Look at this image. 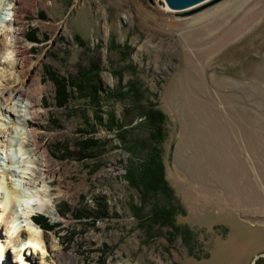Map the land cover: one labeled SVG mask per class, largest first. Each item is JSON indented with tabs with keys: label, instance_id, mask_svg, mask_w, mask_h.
<instances>
[{
	"label": "rangeland",
	"instance_id": "rangeland-1",
	"mask_svg": "<svg viewBox=\"0 0 264 264\" xmlns=\"http://www.w3.org/2000/svg\"><path fill=\"white\" fill-rule=\"evenodd\" d=\"M11 1L3 0L13 14ZM25 2L30 5L21 9L26 39L40 63L32 73L45 86L36 127L57 172L53 186L39 187L48 195L30 202L50 201L55 216L34 213L47 244L44 250L27 247L22 256L0 223V243L11 242L4 260L0 253V264L263 259L264 0H211L181 11L164 0ZM91 67L101 69L104 88L139 79L158 95L168 117L164 164L176 225L190 232L154 227L147 233L133 217L140 195L124 178L129 154L113 132L98 127L96 137L107 141L106 151L97 160L82 159L90 153L82 132L93 124L95 109L71 86L80 70ZM65 87L71 98L61 106ZM103 97L104 113L114 110L122 119L124 103ZM9 121L0 115V132L12 126ZM28 131L17 125L1 135L0 179L10 166L14 186L36 194L31 176L22 174L31 172ZM24 204H17L16 216L24 214ZM18 220L14 228L23 232L27 222Z\"/></svg>",
	"mask_w": 264,
	"mask_h": 264
},
{
	"label": "trees",
	"instance_id": "trees-1",
	"mask_svg": "<svg viewBox=\"0 0 264 264\" xmlns=\"http://www.w3.org/2000/svg\"><path fill=\"white\" fill-rule=\"evenodd\" d=\"M100 72L101 69L97 67L82 69L71 86L72 92H79L81 96L88 98L90 106L95 109L93 124L89 130L82 132L90 151L82 159L97 160L106 151L107 141L96 137L98 127L113 132L124 151L129 154L124 165V178L140 195L139 203L131 208L133 217L147 229V233L154 227L190 232L176 225L174 193L166 179L164 164L168 117L159 107L158 95L149 91L139 79H132L125 87L115 90L104 88L99 79ZM63 89L64 100L61 106H67L71 97L66 94V87ZM103 94L107 99L124 103L122 119L118 118L114 110L104 113ZM147 207L149 211H146ZM38 216L44 220L45 227H49L46 218L43 215ZM262 262L264 258H260L255 264Z\"/></svg>",
	"mask_w": 264,
	"mask_h": 264
},
{
	"label": "bare ground",
	"instance_id": "bare-ground-1",
	"mask_svg": "<svg viewBox=\"0 0 264 264\" xmlns=\"http://www.w3.org/2000/svg\"><path fill=\"white\" fill-rule=\"evenodd\" d=\"M25 1L12 0L10 5L13 14L10 12L11 15L9 16L5 1L0 0V67L2 66L0 69V72H2L0 74V115L8 116L10 118L9 124H12L11 127L2 129L0 140L3 138L1 135L5 134L6 130L14 131L17 125H24L29 129L28 138L25 137L24 139L26 140L25 146L30 150L29 154L32 157L26 169L31 172L24 171L22 174L31 176L30 179L34 181L33 186L38 188V193L34 194V191L29 193L18 186L15 187L8 175L15 173V170L10 166L9 169L3 172L5 176L0 179L1 187L4 186L0 191V209H2L0 223L7 229L10 241L12 242L14 239L15 244L21 247L19 249L20 255L29 253L27 247L31 246L34 249H45L47 233L32 219V215L43 213L51 217L55 214L51 211L50 201L44 199L40 205L30 201L34 200V196L40 197L39 194L41 196L48 195L47 190L46 192L40 191L39 187L53 186V183L56 182L54 178L57 175L55 168L52 167V163L48 159L46 146L40 141L42 135L38 133L36 127L39 126L37 119L42 116L39 112L43 104L40 96H42L45 86L42 85V78H35L32 73L33 71H39L38 64L40 63L32 58V47L26 39L24 30L25 14L21 9L30 5ZM164 2L166 3V0ZM5 17L8 18L5 19ZM4 104H8L9 107H4ZM26 111L28 114H26ZM9 145H13V143L11 142ZM2 191L5 193L4 196ZM52 191L50 192L53 195ZM53 202L51 201L55 206ZM18 203H25L24 206L27 207V209H24L25 212L22 216L15 215ZM31 204L37 206V208L34 209L32 206H28ZM17 218L27 222V228L23 232L14 228V225L19 221ZM11 242L6 245L0 243V253L3 260L9 253Z\"/></svg>",
	"mask_w": 264,
	"mask_h": 264
},
{
	"label": "water",
	"instance_id": "water-1",
	"mask_svg": "<svg viewBox=\"0 0 264 264\" xmlns=\"http://www.w3.org/2000/svg\"><path fill=\"white\" fill-rule=\"evenodd\" d=\"M209 1L211 0H166V3L171 10L181 11L204 4ZM261 257H264V253L261 254Z\"/></svg>",
	"mask_w": 264,
	"mask_h": 264
},
{
	"label": "clouds",
	"instance_id": "clouds-1",
	"mask_svg": "<svg viewBox=\"0 0 264 264\" xmlns=\"http://www.w3.org/2000/svg\"><path fill=\"white\" fill-rule=\"evenodd\" d=\"M9 16L11 15L10 13L8 14ZM8 17H5V19H7Z\"/></svg>",
	"mask_w": 264,
	"mask_h": 264
}]
</instances>
